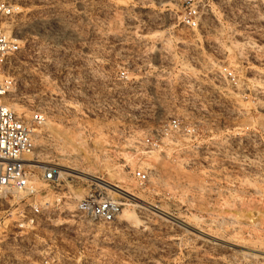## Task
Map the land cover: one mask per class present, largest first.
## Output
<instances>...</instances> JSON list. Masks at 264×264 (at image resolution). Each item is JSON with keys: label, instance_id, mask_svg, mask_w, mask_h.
Listing matches in <instances>:
<instances>
[{"label": "rangeland", "instance_id": "obj_1", "mask_svg": "<svg viewBox=\"0 0 264 264\" xmlns=\"http://www.w3.org/2000/svg\"><path fill=\"white\" fill-rule=\"evenodd\" d=\"M8 1L22 47L10 106L47 114L35 165L64 177L42 194L53 214L33 253L9 264L49 250L57 264H264V0H206L197 29L184 0ZM173 119L196 133H169ZM95 187L122 203L114 223L78 214Z\"/></svg>", "mask_w": 264, "mask_h": 264}, {"label": "built area", "instance_id": "obj_2", "mask_svg": "<svg viewBox=\"0 0 264 264\" xmlns=\"http://www.w3.org/2000/svg\"><path fill=\"white\" fill-rule=\"evenodd\" d=\"M206 0H184L183 23L192 29L200 25ZM20 8L8 0H0V221L8 218L0 233V264H9L14 255L23 259L33 253L30 236L44 221L51 220V204L42 194L52 189L60 196L59 187L64 177L54 168L39 169L35 165V126H43L47 114L36 110L31 117L25 118L12 109L17 79L13 74L14 63L21 53L20 39L14 31L13 20ZM223 77L237 86L239 80L228 68L223 69ZM122 78L126 77L121 73ZM196 133V129L184 128L179 119L170 123L169 133ZM160 139L151 136L144 139L150 148L159 147ZM32 157V162L27 158ZM39 162V161H38ZM133 177L142 187L151 180V171L138 167ZM55 202L60 204L61 198ZM122 203L104 195L100 187L90 189L78 202L77 212L91 224L114 223L122 213ZM6 222V221H5ZM42 264H57L51 250L46 251ZM12 264V263H11Z\"/></svg>", "mask_w": 264, "mask_h": 264}, {"label": "bare ground", "instance_id": "obj_3", "mask_svg": "<svg viewBox=\"0 0 264 264\" xmlns=\"http://www.w3.org/2000/svg\"><path fill=\"white\" fill-rule=\"evenodd\" d=\"M262 91H260L262 94H264V87H261L260 88ZM9 106H10V104H9ZM11 107V106H10ZM150 154L152 153V152H149ZM32 160H33V158L32 157H29V158H27V161L28 162H32ZM35 163H39V162H36L35 161ZM42 167V166H41ZM39 168V167H38ZM39 169H41V168H39ZM43 169V168H42ZM64 169V168H63ZM70 172H68L67 173V175H71V174H74L76 177L78 176V177H86V178H91V179H93V180H95V181H99L100 183L102 182L101 180H98V179H96V178H94V177H92V176H89L88 174H86V173H84L83 171L82 172H78V171H75V170H71V169H68ZM66 171V170H65ZM59 173L60 174H62L60 171H59ZM111 188H113V190H115L116 192H118V193H120V194H122V195H124V196H129V197H132V196H130L129 194H127L126 192L124 193V192H120V190L117 188V187H112V186H110ZM165 218V217H164Z\"/></svg>", "mask_w": 264, "mask_h": 264}]
</instances>
